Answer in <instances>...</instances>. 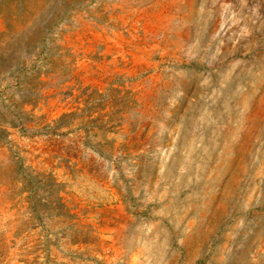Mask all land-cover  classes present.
<instances>
[{
	"label": "rangeland",
	"instance_id": "rangeland-1",
	"mask_svg": "<svg viewBox=\"0 0 264 264\" xmlns=\"http://www.w3.org/2000/svg\"><path fill=\"white\" fill-rule=\"evenodd\" d=\"M0 264H264V0H0Z\"/></svg>",
	"mask_w": 264,
	"mask_h": 264
}]
</instances>
